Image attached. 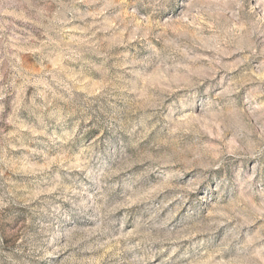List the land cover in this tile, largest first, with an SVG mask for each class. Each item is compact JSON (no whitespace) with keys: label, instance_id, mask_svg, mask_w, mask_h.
Wrapping results in <instances>:
<instances>
[{"label":"rangeland","instance_id":"1","mask_svg":"<svg viewBox=\"0 0 264 264\" xmlns=\"http://www.w3.org/2000/svg\"><path fill=\"white\" fill-rule=\"evenodd\" d=\"M0 264H264V0H0Z\"/></svg>","mask_w":264,"mask_h":264}]
</instances>
